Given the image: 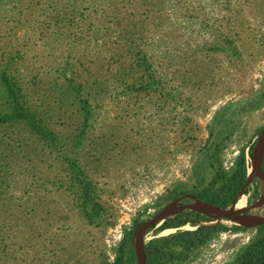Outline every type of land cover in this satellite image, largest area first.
I'll return each instance as SVG.
<instances>
[{
    "label": "rangeland",
    "instance_id": "obj_1",
    "mask_svg": "<svg viewBox=\"0 0 264 264\" xmlns=\"http://www.w3.org/2000/svg\"><path fill=\"white\" fill-rule=\"evenodd\" d=\"M263 128L264 0H0V264H117L133 229L137 264L171 207L158 264H233L264 179L235 218L182 206Z\"/></svg>",
    "mask_w": 264,
    "mask_h": 264
},
{
    "label": "trees",
    "instance_id": "obj_2",
    "mask_svg": "<svg viewBox=\"0 0 264 264\" xmlns=\"http://www.w3.org/2000/svg\"><path fill=\"white\" fill-rule=\"evenodd\" d=\"M262 168L264 171V156L262 160ZM248 169L249 163L246 155L243 154L235 171L232 173H228L223 169L217 171L213 184L202 189L200 192L194 193L196 194V198L221 208L229 207L238 200L241 192L245 190L248 182ZM255 192H258L257 185L255 186ZM178 226L179 224L177 222L166 219L159 226V228L165 229ZM240 228L241 227L238 226L234 227V229ZM214 229L215 228L213 227L199 226L194 230H185L180 232L178 237L184 239L188 245L196 246L205 242ZM134 230L135 229L124 234L123 242L120 247V255L117 258V264H126L127 254L129 252H134ZM160 252L161 251L157 245L150 242V244L146 247V263L158 264ZM233 264H264V222L258 226L255 236L238 255Z\"/></svg>",
    "mask_w": 264,
    "mask_h": 264
},
{
    "label": "water",
    "instance_id": "obj_3",
    "mask_svg": "<svg viewBox=\"0 0 264 264\" xmlns=\"http://www.w3.org/2000/svg\"><path fill=\"white\" fill-rule=\"evenodd\" d=\"M264 156V128L262 129L256 144L252 151V159L254 161V164H257V161L259 163V168L264 175V171L262 168V160ZM182 208H192V209H203L206 211H211L213 213H216L221 216L229 217V218H235L237 216V212L233 211L231 206L227 208H221L218 206H215L213 204L207 203L203 200H198L195 203H190L182 206ZM176 210L175 207L167 208L163 210L162 212L158 213L155 217L152 219H149L148 221L143 222V224L139 227L138 233H137V240L135 243V252L138 259V264H147L146 260V250L143 243V233L154 223H158L161 220H164L167 215L173 213ZM264 222V218L257 223V225H260ZM140 249V250H139ZM140 251H142V256L140 255Z\"/></svg>",
    "mask_w": 264,
    "mask_h": 264
},
{
    "label": "bare ground",
    "instance_id": "obj_4",
    "mask_svg": "<svg viewBox=\"0 0 264 264\" xmlns=\"http://www.w3.org/2000/svg\"><path fill=\"white\" fill-rule=\"evenodd\" d=\"M258 176L260 178L264 179V175L262 174L260 168H259V163L257 161V164H254V161H252V164L250 165L249 169H248V177H252V176ZM241 204V203H240ZM240 204L238 203V206H236L235 209H239L240 208ZM232 207V205H230ZM244 206V205H243ZM237 211V210H236ZM140 250V249H139ZM140 255L142 256V251L139 252Z\"/></svg>",
    "mask_w": 264,
    "mask_h": 264
}]
</instances>
